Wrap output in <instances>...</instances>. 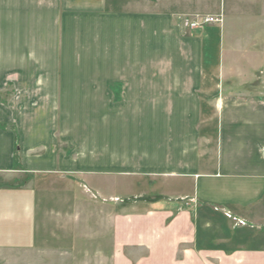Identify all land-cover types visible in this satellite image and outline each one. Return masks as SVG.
I'll use <instances>...</instances> for the list:
<instances>
[{"label":"crops","instance_id":"0c3cea01","mask_svg":"<svg viewBox=\"0 0 264 264\" xmlns=\"http://www.w3.org/2000/svg\"><path fill=\"white\" fill-rule=\"evenodd\" d=\"M29 175L100 193L118 264H264V0H0V249Z\"/></svg>","mask_w":264,"mask_h":264},{"label":"rangeland","instance_id":"374dc122","mask_svg":"<svg viewBox=\"0 0 264 264\" xmlns=\"http://www.w3.org/2000/svg\"><path fill=\"white\" fill-rule=\"evenodd\" d=\"M218 16L220 17L214 22L222 24L223 17ZM3 178L0 182L5 186L7 183ZM33 180L38 181L43 194L46 193L41 198L48 214L43 222L45 229H41L38 236L35 235L34 244L29 250L23 248L22 251L19 249L11 252L6 246L3 247L5 249H0V264H118L115 257V261L113 260L111 227L103 215L105 207L103 209L101 202L96 200L100 193L95 192L92 197H88L91 199H83L81 197L85 195L81 192L91 193L89 189L83 191L85 187L76 183L67 184L55 175H29L19 179L30 183ZM113 185L116 183L113 182ZM66 196H77L83 200V204L78 205L73 212L72 205L69 206L64 201ZM90 202H93L92 206ZM67 213H71L69 217Z\"/></svg>","mask_w":264,"mask_h":264},{"label":"built area","instance_id":"2783aa9c","mask_svg":"<svg viewBox=\"0 0 264 264\" xmlns=\"http://www.w3.org/2000/svg\"><path fill=\"white\" fill-rule=\"evenodd\" d=\"M219 17L220 16H217V17L201 16V17H196V18H190V17L184 16L182 18V22L185 25H188L190 28H196V27H201V26H203L205 24L217 21Z\"/></svg>","mask_w":264,"mask_h":264}]
</instances>
